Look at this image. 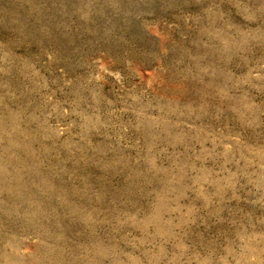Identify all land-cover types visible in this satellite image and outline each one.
Here are the masks:
<instances>
[{
	"label": "rangeland",
	"instance_id": "374dc122",
	"mask_svg": "<svg viewBox=\"0 0 264 264\" xmlns=\"http://www.w3.org/2000/svg\"><path fill=\"white\" fill-rule=\"evenodd\" d=\"M0 264H264V0H0Z\"/></svg>",
	"mask_w": 264,
	"mask_h": 264
}]
</instances>
